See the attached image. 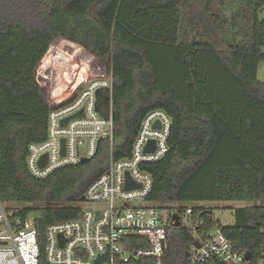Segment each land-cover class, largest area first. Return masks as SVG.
<instances>
[{
  "label": "trees",
  "instance_id": "trees-1",
  "mask_svg": "<svg viewBox=\"0 0 264 264\" xmlns=\"http://www.w3.org/2000/svg\"><path fill=\"white\" fill-rule=\"evenodd\" d=\"M263 7L264 0H0V199L15 215L35 217L42 264L46 228L83 215L86 186L113 152L115 159L130 155L155 109L169 114L172 127L168 154L144 166L154 179L148 200L180 215L194 202H254L235 210L234 225L197 206L193 217L203 213L257 264L264 243ZM65 45L91 52L92 65L114 76L98 110L113 115L115 148L105 140L93 159L37 178L29 145L46 139L50 111L85 85L76 87L75 71L59 99L54 79L38 75L47 55L49 69L62 73L58 49ZM167 240L164 264H189L193 232L169 225Z\"/></svg>",
  "mask_w": 264,
  "mask_h": 264
},
{
  "label": "built area",
  "instance_id": "built-area-1",
  "mask_svg": "<svg viewBox=\"0 0 264 264\" xmlns=\"http://www.w3.org/2000/svg\"><path fill=\"white\" fill-rule=\"evenodd\" d=\"M113 85L112 73L96 76L74 99L50 111L46 139L29 145L27 163L35 177L45 178L58 168L93 159L105 140H111L115 148L113 115L106 118L98 110L99 94L112 93ZM80 112L83 114L74 117ZM171 127L172 118L163 109L152 110L143 118L130 155L115 159L113 152L107 167L86 186L83 195L91 204L82 207L83 215L46 228L45 264H164L167 226L174 225L175 212L181 226L194 235L187 251L189 264L251 263L247 252L238 249L219 226H208L202 213L193 217V206H186L182 215L169 209L164 213L148 200L154 179L144 166L168 154ZM151 141L155 149L146 151ZM45 155L48 161L41 167ZM128 178L139 186L127 188ZM15 211L10 212L0 199V264H42L35 217L15 215ZM189 215L194 219L191 226L183 221ZM141 243L149 246L137 248ZM257 264H264V243Z\"/></svg>",
  "mask_w": 264,
  "mask_h": 264
},
{
  "label": "rangeland",
  "instance_id": "rangeland-1",
  "mask_svg": "<svg viewBox=\"0 0 264 264\" xmlns=\"http://www.w3.org/2000/svg\"><path fill=\"white\" fill-rule=\"evenodd\" d=\"M259 15L264 18V7L260 10ZM60 55H62V73H54L49 69V63L51 61V55H47L49 62H43L38 69V75L44 77V79H54L55 88L57 91L54 93L57 98L61 99L64 97V93L67 91V86L71 82H75L74 72H78L79 80L75 82L76 87L81 88L88 79L95 76H101L106 74L105 67H94L91 63L92 53L89 51L78 52V49L70 45H65L58 49ZM73 57L78 58V65H70V60ZM64 58V59H63ZM45 64V65H44ZM258 78L264 81V61L260 63L258 69ZM78 204L83 208L90 206L91 203L86 201H79ZM255 204L249 201H209V202H194L189 203V206H197L205 208L207 210H212L213 220L223 226L234 225L235 224V210L243 206H251ZM176 205V204H175ZM188 205V204H187ZM164 213L168 209H161ZM173 211V209L171 210ZM193 218L189 215L184 217L183 221L187 226H191L193 223Z\"/></svg>",
  "mask_w": 264,
  "mask_h": 264
},
{
  "label": "water",
  "instance_id": "water-1",
  "mask_svg": "<svg viewBox=\"0 0 264 264\" xmlns=\"http://www.w3.org/2000/svg\"><path fill=\"white\" fill-rule=\"evenodd\" d=\"M82 114H83V112H80V113L74 115V117H75V116L82 115ZM70 118H71V117H70ZM70 118H67L63 123L66 124V123L69 121ZM156 126L159 127L160 125L157 123ZM63 143H64V141H63ZM154 149H155V142H154V141L149 142V143L147 144L146 148H145L146 151H152V150H154ZM63 154H65V148H64V147H63ZM47 161H48V157H47V155H45V156L42 157L41 160H40V166H41V167H44V166L47 164ZM85 161H86V159H83V160H82V163L85 162ZM137 186H139V185L134 184V183L130 180V178H128V181H127V188L137 187ZM85 200H86V197H85V195H83V196L80 198V201H85ZM201 216H203V213L201 214ZM173 221H174V226H181L180 216H179V214H178L177 212H175V213L173 214ZM197 244H198V243H197ZM187 254H188V252H187ZM252 257H253V254H252L251 252H247V254H246V259H247V260H251Z\"/></svg>",
  "mask_w": 264,
  "mask_h": 264
}]
</instances>
